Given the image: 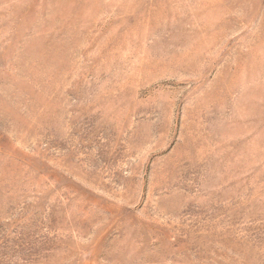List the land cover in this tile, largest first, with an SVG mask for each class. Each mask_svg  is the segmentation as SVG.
Here are the masks:
<instances>
[{"label": "rangeland", "instance_id": "rangeland-1", "mask_svg": "<svg viewBox=\"0 0 264 264\" xmlns=\"http://www.w3.org/2000/svg\"><path fill=\"white\" fill-rule=\"evenodd\" d=\"M0 264H264V0H0Z\"/></svg>", "mask_w": 264, "mask_h": 264}]
</instances>
